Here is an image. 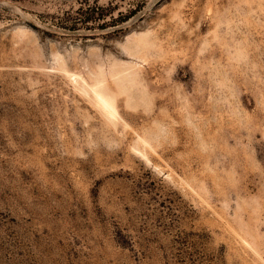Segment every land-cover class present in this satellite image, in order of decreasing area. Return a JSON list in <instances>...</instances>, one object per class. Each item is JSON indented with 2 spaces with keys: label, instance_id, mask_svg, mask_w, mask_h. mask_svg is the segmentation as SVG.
<instances>
[{
  "label": "rangeland",
  "instance_id": "374dc122",
  "mask_svg": "<svg viewBox=\"0 0 264 264\" xmlns=\"http://www.w3.org/2000/svg\"><path fill=\"white\" fill-rule=\"evenodd\" d=\"M0 264H264V0H0Z\"/></svg>",
  "mask_w": 264,
  "mask_h": 264
},
{
  "label": "bare ground",
  "instance_id": "6f19581e",
  "mask_svg": "<svg viewBox=\"0 0 264 264\" xmlns=\"http://www.w3.org/2000/svg\"><path fill=\"white\" fill-rule=\"evenodd\" d=\"M97 83H98V82H97ZM97 83H96V84H97ZM86 85H87V84H86ZM92 85H93V84H92ZM89 86H90V85H89ZM98 86H99V85H98ZM94 87H95V86H94ZM99 87H101V86H99ZM89 88H90V87H89ZM91 88H92V87H91ZM91 88H90V89H91ZM93 89H94V88H93ZM86 90H87V89H86ZM94 92H95V91H94ZM99 93H100V92H99ZM94 95H95V93H94ZM99 96H100V95H99ZM96 97H97V96H96ZM100 97H101V96H100ZM104 98H105V96H104ZM100 100L103 101L105 105H107L105 99H104V100H103V99H100ZM104 108H105V107H104ZM115 109H116V108H115ZM109 110H110V109H109ZM110 111H111V110H110Z\"/></svg>",
  "mask_w": 264,
  "mask_h": 264
}]
</instances>
